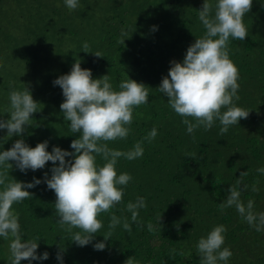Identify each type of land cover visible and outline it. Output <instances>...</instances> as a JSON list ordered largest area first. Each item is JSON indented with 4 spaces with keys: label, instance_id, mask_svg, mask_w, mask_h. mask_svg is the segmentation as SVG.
<instances>
[{
    "label": "trees",
    "instance_id": "1",
    "mask_svg": "<svg viewBox=\"0 0 264 264\" xmlns=\"http://www.w3.org/2000/svg\"><path fill=\"white\" fill-rule=\"evenodd\" d=\"M100 2L101 7L96 12L91 8L89 13L76 14L67 10L50 15L75 18H87L89 15L93 22L89 31L70 44L68 51L60 44V39H66L67 36L75 38L78 34H75L78 28L76 24L66 22L58 30L46 27V36L59 46L60 53L69 55L72 61L80 60L82 69L91 70V66L99 70V73L93 74V79L98 75L101 78L110 75L116 90H119V83L128 77L152 88L149 90L148 103L135 112L136 127L144 125L153 115L171 112L168 97L165 99L157 88L168 75L171 62H183L186 56L184 47L187 42L191 43L189 39L195 42L196 38L204 35L206 30L199 20L198 10L202 9L205 0ZM210 3L215 4L216 0ZM18 4L19 0L11 3L12 7L0 16V36L10 33L21 43L36 45V32L40 31L37 23L11 24L14 27H5L7 24L4 22L8 19L11 22L40 20L31 7V14L18 12L15 8ZM101 17L107 19L100 25ZM244 23L248 36L243 41L230 38L229 54L239 70L240 99L235 103L250 112L248 118L230 126L223 135L220 133L222 125L218 120L213 125L214 128L203 136L187 132L177 134L178 142L172 148H167V133L159 128H156L157 136L151 142L144 140V137L153 128L140 131L133 129V126L126 139L107 142L109 148L129 151L137 142L143 141L144 154L132 161L119 159L118 175L127 172L132 180L122 202L110 212L101 214L103 227L95 234L92 243L83 247L72 242V233L65 230L67 226L62 228L57 223L56 194L43 182L45 173L51 177L52 162H48L43 169H30L27 174H42L35 178L42 183L26 189L32 193V197L14 204L13 209L19 215L24 240L38 238L37 255L42 256L47 252L49 258L24 260L21 264H125L130 257H135L139 264H200L196 245L200 238L206 237L217 225L227 228L223 247H228L232 252L227 264H264V230L257 232L241 218L234 207L224 211L219 209V204L226 199L228 189L235 185L240 173L248 172L244 183L249 185V190L242 193L241 199L245 204L250 199L254 200V211L264 212V174L257 171L264 168V0H253L251 12L244 17ZM187 25V38L177 39L176 44L172 42L176 33L181 36ZM102 30L110 33L114 39L102 47L98 44L91 47V52L102 55L92 60L91 57H86L83 45L89 38L95 37L96 31ZM160 31L168 34L167 37L162 36L163 42H158L153 37ZM168 37L170 40H167ZM146 41H155L156 46L151 49ZM125 44L127 49L131 52L133 50L134 61L129 56L126 57ZM81 53L84 58L80 57ZM46 65L47 68L45 64H27L28 69L31 70L32 67L31 74L29 75V71L24 80L29 90L34 86L43 85L45 88V83L51 86L47 70H51L54 65L50 59ZM52 91L51 99L58 92L63 93L59 86ZM32 95L35 101L42 97L38 90ZM50 115V110L43 109L40 105V113L34 118L39 125L27 127L31 134L30 142L47 141L51 145H61L62 137L63 150L74 152L71 143L79 138V134L72 133L70 125L59 133H53L49 130ZM8 117H4L5 120ZM176 125V121L170 123L171 127ZM31 131L37 135L35 138ZM5 136L7 133L0 131V137ZM14 143L13 138L6 143L0 140V151L9 150ZM66 159L71 160L72 157ZM97 163L102 166L105 162L97 157ZM15 180L34 182V179H23L22 176H16ZM256 181H259V190L252 192L251 185ZM137 197H143L147 205L138 210L139 223L131 221V213L126 208L127 203L135 202ZM113 214L120 217L122 222L111 230V238L105 241L103 235L110 230L108 225ZM125 217L131 224V232L123 228ZM148 223L153 224L154 231H148ZM78 231L81 230L73 229V233ZM100 242L106 243L104 250L94 248ZM8 244L9 241L0 237V264H10ZM58 254L62 256V262L57 259Z\"/></svg>",
    "mask_w": 264,
    "mask_h": 264
},
{
    "label": "clouds",
    "instance_id": "2",
    "mask_svg": "<svg viewBox=\"0 0 264 264\" xmlns=\"http://www.w3.org/2000/svg\"><path fill=\"white\" fill-rule=\"evenodd\" d=\"M10 2L16 3V0H0L2 3L0 16L12 7ZM62 3H65L67 7ZM252 6L253 0H216L215 4L205 0L202 9L198 10L199 20L206 30L204 35L196 38L195 42L189 39L191 43L187 42L184 47L186 56L183 62L172 61L168 75L162 79L161 85L157 88L164 94L165 99L168 97V104L172 111L153 115L144 125L136 127L135 112L148 103L149 90L152 88L129 77L119 83V90L114 88L110 75H104L102 78L98 75L95 76L96 79H93V74L99 73V70L91 66L89 67L92 71L82 69L80 60L72 61L69 55L60 53L59 46L45 34L46 27L58 30L62 29L66 22L76 24L78 28L75 34H78L75 38L67 36L66 39H60V44L68 51L70 44L89 31L93 22L89 15L87 18L50 15L67 10L76 14L89 13L92 7L87 0H81L80 3L79 0H19L18 6L15 7L18 12L31 14L29 10L31 7L40 20L11 22V19H8L4 22L7 24L5 27H14L11 24L37 23L40 31L36 32L38 42L33 46L46 50L54 65L51 70H47L51 88L57 89L59 86L63 90V93L56 92V97L50 99L45 108L51 113L49 130L56 134L70 125V131L79 134V138L71 143L74 152L63 150L62 137L61 145L56 143L51 145L47 141L30 142L32 139L27 127L30 126L32 117L35 118L40 113L41 105L40 99L36 98L35 101L32 93H36L35 89H38L39 96H42L45 88L43 85L34 86L30 89L31 93L26 86L23 90H13L9 93V119L5 120L0 116V131L6 132L7 136L0 137V140L6 143L13 138L15 143L9 150L0 151V186H2L0 237L9 241L10 264L49 258L47 252L42 256L37 255L38 238L24 240L19 215L13 209L14 204L32 197V193L26 189L34 188L42 183L40 179H35L42 174H27L30 169L32 171L43 169L48 162H52L51 177L49 178L45 173L43 182L56 194L57 223L62 228L67 226L65 230L72 233V242L83 247L92 243L95 234L103 227L101 214L110 212L113 207L122 202L132 180V176L127 172L118 175L119 159L132 161L144 154L143 141L137 142L129 151L109 148L108 143L126 139L132 126L133 129H140V131L153 128L144 137V140L151 142L157 136L156 128H159L167 133V148H172L178 142L177 134L187 132L203 136L214 128L213 125L218 120L222 125L220 133L223 135L228 132L230 126L237 125L241 119L248 118L250 112L236 106L235 103L240 99L239 70L230 59L229 42L230 38L243 41L248 36L244 17L251 12ZM106 19L107 17L101 19L99 24L101 25ZM43 24L46 26L43 27ZM103 30L96 31L95 35L101 36L98 42L101 47L114 39L110 33ZM188 30L189 25L181 36L176 33L172 42L176 44L177 39H186ZM162 36L167 37L168 34L160 31L153 35L158 42H163ZM3 39L21 43L10 33L0 36V41ZM167 40H170L169 37ZM146 43L151 49L156 46L155 41H146ZM125 46L126 57L129 56L134 61L130 56L133 50L131 52L126 44ZM83 48L84 53H87L89 48L87 42L84 43ZM96 56L102 57L99 52L95 53ZM120 65L122 66V63ZM45 66L47 68L46 63ZM12 67L16 66L12 65ZM3 69L4 66L0 64V74ZM29 71L30 75L32 67ZM25 79L18 77L5 81L0 79V86L8 83L17 85ZM3 108L4 105L0 100V110ZM173 121H176V127L170 126ZM17 136L20 138L18 139ZM67 157L72 159L68 160ZM97 157H101L105 162L102 166L97 163ZM257 171L264 174V168ZM247 175L248 172L240 173L235 185L228 189L229 194L226 199L219 204V209L224 211L234 207L244 221L260 232L264 230V212L254 211V200L250 199L245 204L241 199L242 193L249 190V185L244 183V177ZM16 176L34 179V182H19L15 180ZM258 183L259 181H256L251 185L252 192L259 190ZM146 206L143 197H137L135 202L127 203L126 208L131 213L132 222L139 223L138 210ZM121 222L120 217L111 215V222L108 225L110 230L103 235L105 241L111 238V230ZM123 228L125 231H132L126 217L123 219ZM147 228L149 232L154 231L152 223H148ZM73 229L81 231L73 233ZM226 232L227 228L224 225H217L206 237L200 238L196 245L200 264H219V262L227 264L232 252L228 247H223ZM60 247L63 249L62 245ZM94 248L104 250L106 243H96ZM57 259L62 262L60 254ZM125 264H139V262L135 257H130Z\"/></svg>",
    "mask_w": 264,
    "mask_h": 264
},
{
    "label": "rangeland",
    "instance_id": "3",
    "mask_svg": "<svg viewBox=\"0 0 264 264\" xmlns=\"http://www.w3.org/2000/svg\"><path fill=\"white\" fill-rule=\"evenodd\" d=\"M81 0H79L80 3ZM101 0H87V3L94 9L96 12L101 7ZM212 0H209V2ZM108 2V0H107ZM14 3V2H10ZM112 3V1H109ZM32 5V3H28ZM63 6H66L65 3H62ZM67 7V6H66ZM102 19L104 17H101ZM46 24H43L45 27ZM101 36H95L89 38L86 42L89 45L87 49L86 57H91L94 59L95 54L91 52V47L98 44ZM131 57H134V54H130ZM81 58H84V54H80ZM49 60L47 55V51L44 49H40L39 47L33 46L29 43H18L14 42L10 39H3L0 41V64L4 66L2 73L0 74L1 80L12 79L13 77H18L20 79H25L27 77V73L29 72L27 64H45ZM15 65L16 67H12ZM27 85L23 82L18 83L17 85H12L11 83L3 84L0 86V100L4 105L3 110L0 111V115L3 117L9 116V93L13 90H23ZM38 89H35L37 92ZM53 91L51 86L48 83H45V93L40 97L41 108H46L50 99L52 98ZM58 110V109H57ZM34 115V114H33ZM36 124L39 125L33 117L30 120V125ZM30 127V126H29ZM32 132V131H31ZM34 138L37 136L33 133ZM19 139L20 136H17Z\"/></svg>",
    "mask_w": 264,
    "mask_h": 264
}]
</instances>
